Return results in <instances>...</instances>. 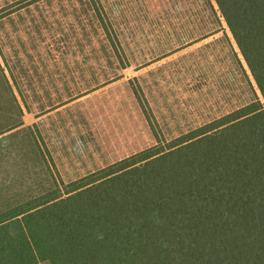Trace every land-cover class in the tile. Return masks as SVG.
<instances>
[{
  "label": "trees",
  "instance_id": "trees-1",
  "mask_svg": "<svg viewBox=\"0 0 264 264\" xmlns=\"http://www.w3.org/2000/svg\"><path fill=\"white\" fill-rule=\"evenodd\" d=\"M187 4L200 32L140 68L189 51L176 61L210 116L167 140L135 78L155 145L66 180L25 113L89 96L129 61L100 0H0V264H264V0ZM73 67L76 94L45 100L42 81L59 93Z\"/></svg>",
  "mask_w": 264,
  "mask_h": 264
},
{
  "label": "rangeland",
  "instance_id": "rangeland-1",
  "mask_svg": "<svg viewBox=\"0 0 264 264\" xmlns=\"http://www.w3.org/2000/svg\"><path fill=\"white\" fill-rule=\"evenodd\" d=\"M100 4L130 67L122 71L121 79L89 96L45 115H38L36 110L26 112L23 118L27 127L40 125V140L61 166L66 180L155 145L150 125L130 88L129 82L135 78L142 80L147 97L144 100L150 103L167 140L210 116L203 112L209 106L206 96L198 99L196 106L189 100V76L181 72L176 61L189 51L140 68L155 54L189 37L190 28L195 34L200 32L199 26L189 25L190 17L194 18L189 17L187 0H171L172 8L162 16L150 14L144 0H100ZM209 68L216 69L211 64ZM88 71L83 74L87 80L91 78ZM80 76L73 67L66 86H59V93L51 91L49 80L42 81L45 100L55 94L63 98L75 95ZM213 84L216 91L218 83ZM26 143L31 147L30 140ZM35 159V155H29L27 161Z\"/></svg>",
  "mask_w": 264,
  "mask_h": 264
}]
</instances>
